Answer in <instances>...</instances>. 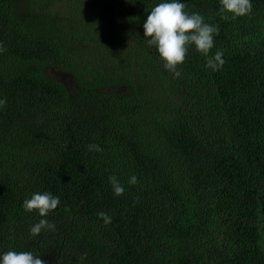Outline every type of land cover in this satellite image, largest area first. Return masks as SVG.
Segmentation results:
<instances>
[{"label": "trees", "instance_id": "1", "mask_svg": "<svg viewBox=\"0 0 264 264\" xmlns=\"http://www.w3.org/2000/svg\"><path fill=\"white\" fill-rule=\"evenodd\" d=\"M160 2L0 0V253L264 264V0L235 18L220 0H180L219 27L209 56L225 62L214 71L190 45L179 77L144 38ZM45 191L54 211L24 210ZM40 219L57 230L32 236Z\"/></svg>", "mask_w": 264, "mask_h": 264}, {"label": "clouds", "instance_id": "2", "mask_svg": "<svg viewBox=\"0 0 264 264\" xmlns=\"http://www.w3.org/2000/svg\"><path fill=\"white\" fill-rule=\"evenodd\" d=\"M222 10L231 13L233 18L246 16L252 11L251 0H220ZM144 38L148 46L155 47L163 61L164 69L170 71L174 77L181 73L177 70L188 53L190 45L201 55L209 57L206 67L218 70L224 64L223 52L217 51L214 56H209L214 47V37L219 34L217 25L206 23L204 17L199 13L186 11V4L180 0H162L151 8L143 23ZM0 44V52L4 51ZM6 99H0V108L6 105ZM89 151L100 152L102 149L96 144L87 145ZM114 195L124 194V187L115 175L108 177ZM129 184L138 183V178L133 175L129 178ZM60 205V198L50 192H36L30 198L24 199L22 206L25 211H36L41 217H47ZM98 216L105 224L111 223V217L101 211ZM42 230L56 231V225L47 219H40L30 228V234L37 236ZM86 256V254H85ZM0 264H45L31 251H5L0 253Z\"/></svg>", "mask_w": 264, "mask_h": 264}, {"label": "rangeland", "instance_id": "3", "mask_svg": "<svg viewBox=\"0 0 264 264\" xmlns=\"http://www.w3.org/2000/svg\"><path fill=\"white\" fill-rule=\"evenodd\" d=\"M53 75H54L55 77L59 78V77H58V76H56L54 73H53Z\"/></svg>", "mask_w": 264, "mask_h": 264}]
</instances>
